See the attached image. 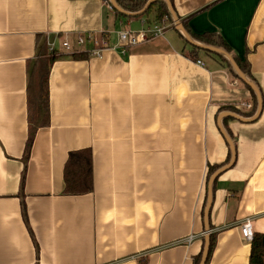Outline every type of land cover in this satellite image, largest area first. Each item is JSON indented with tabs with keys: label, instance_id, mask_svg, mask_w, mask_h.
<instances>
[{
	"label": "crops",
	"instance_id": "1",
	"mask_svg": "<svg viewBox=\"0 0 264 264\" xmlns=\"http://www.w3.org/2000/svg\"><path fill=\"white\" fill-rule=\"evenodd\" d=\"M172 5L193 33L214 32L247 59L261 94L254 120H221L236 156L213 183L208 216L209 264H248L239 224L250 217L264 234V0ZM124 17L103 0H0V264H195L202 251L208 171L230 158L217 117H252L243 104L253 98L216 56L192 59L173 22L121 53L117 32L135 16ZM85 33L109 48L83 58L62 48ZM43 40L59 52L48 74L49 125L25 159L26 87ZM85 148L92 191L64 194L67 156Z\"/></svg>",
	"mask_w": 264,
	"mask_h": 264
},
{
	"label": "trees",
	"instance_id": "2",
	"mask_svg": "<svg viewBox=\"0 0 264 264\" xmlns=\"http://www.w3.org/2000/svg\"><path fill=\"white\" fill-rule=\"evenodd\" d=\"M105 4H110L109 0H103ZM119 7L125 12H137L139 11L147 0H115ZM172 3V0H170ZM156 7L155 19L157 21H162L166 19L169 22H173L172 17L169 13V10L166 6L165 1L157 0L152 3L141 15H149L152 9ZM111 9L115 12L117 16H125L124 13L114 9L111 6ZM140 16V15H139ZM181 21V20H180ZM185 30L190 35V37L201 45H208L218 47L228 54L231 55V51L228 45L221 39V37L214 32H207L202 34L193 33L187 25L186 21H181ZM179 32V31H178ZM180 36L182 34L179 32ZM184 38V37H183ZM40 46V51L38 53L39 57L35 60L34 64L31 66L29 80L27 83V122H28V138L26 143V153L25 159L27 158L34 136L39 128H43L49 125V93H48V74L50 65L52 62L59 56V52L56 49L50 50L46 40L42 41ZM200 47L192 45V50L190 52V57L192 59L197 58V53L202 51ZM205 51L208 55L216 56L220 62L225 65L234 76H237L235 71L232 68V65L226 57L221 54L212 53L210 51ZM87 53L79 52L73 53L72 56L75 58H83ZM232 58L240 68V70L245 74V76L254 82V77L252 76L249 63L247 59H240L232 55ZM245 84V83H244ZM245 86L251 92L253 103L249 109L250 113L244 116H251L255 113L257 108V97L253 89L245 84ZM235 111V110H233ZM230 157V153H229ZM216 166L209 168L208 177L216 170ZM24 181V172L21 177V189ZM64 194L67 195H81L92 191V155L89 148L79 149L69 152L65 165H64ZM23 217L25 216V208L22 207ZM26 220V219H25ZM210 236V245L207 258L204 264H209L212 250L215 245V236L211 233ZM36 252L38 248L35 244ZM201 253L196 257L195 264H198L201 258ZM248 264H264V234L253 232L252 238L250 240V254H249V263Z\"/></svg>",
	"mask_w": 264,
	"mask_h": 264
},
{
	"label": "water",
	"instance_id": "3",
	"mask_svg": "<svg viewBox=\"0 0 264 264\" xmlns=\"http://www.w3.org/2000/svg\"><path fill=\"white\" fill-rule=\"evenodd\" d=\"M156 1L157 0H147L146 3L144 4V6L139 11L131 13V12L123 11L119 7V5L116 3L115 0H109L111 6L114 9L124 13L127 16H139V15H141L152 3L156 2ZM163 1H165L166 6H167V8L169 10V13H170V15L172 17L174 29L179 31L182 34V36L184 37V39L188 43H190L192 45H196V46L200 47L203 50L210 51V52L216 53V54H221L224 57H226L228 59V61L230 62V64L232 65V68L235 71L237 77L241 81H243L245 84L249 85L253 89V91L255 92L256 97H257V109H256L255 114L252 117H250V118H242V117H240V116H238V115H236L235 113H232V112H221L218 115V117H217V126H218V129H219L221 135L223 136V138L225 139V141H226V143H227V145L229 147L230 158H229V161L225 165L221 166L219 169H217L216 171H214L210 175V177L208 179V182H207V197H206V203H205L204 211H203V219H204V224H205L204 245H203V249H202V253H201V258H200V261L198 263V264H204L205 260L207 258V255H208L209 245H210V236H209L210 233H209V228H208V216H209V210H210V206H211V202H212L213 183H214L215 179L223 171H225L226 169L230 168L234 164L235 156H236L235 155V145L233 143V140L231 139L229 134L223 128L221 120L224 117H234V118H237V119L242 120V121H252V120H254L260 114V111H261V108H262V98H261V94H260V91H259L257 85L253 81H251L250 79H248L245 76V74L240 70V68L238 67V65L236 64V62L234 61V59L232 58V56L230 54H228L227 52H225L224 50H222V49H220L218 47L208 46V45H201L199 43H196L190 37V35L187 33V31L185 30L182 22L180 21V19L176 15L171 1L170 0H163Z\"/></svg>",
	"mask_w": 264,
	"mask_h": 264
},
{
	"label": "built area",
	"instance_id": "4",
	"mask_svg": "<svg viewBox=\"0 0 264 264\" xmlns=\"http://www.w3.org/2000/svg\"><path fill=\"white\" fill-rule=\"evenodd\" d=\"M106 6L111 9L109 4ZM167 20L164 18L162 21H157L153 26L147 25L138 30L124 29L117 32L118 34V49L121 53H125L126 49L132 45L150 40L156 36H159L167 28ZM62 48L68 53H78L86 51L95 56H101L104 49L109 48L108 42L104 38H98L94 33L79 34L71 42L67 39L61 41ZM83 48V49H81ZM49 49H54V43L49 44ZM199 65H204L201 60H196ZM246 108H250V104H243ZM241 237L245 241H250L253 235V229L251 226V219L247 217L239 224ZM205 235V233H204ZM196 236H189L179 241L182 243H190Z\"/></svg>",
	"mask_w": 264,
	"mask_h": 264
},
{
	"label": "rangeland",
	"instance_id": "5",
	"mask_svg": "<svg viewBox=\"0 0 264 264\" xmlns=\"http://www.w3.org/2000/svg\"><path fill=\"white\" fill-rule=\"evenodd\" d=\"M154 15H155V8H153L152 9V11L150 12V14L148 15V19L150 20V21H152L151 23H150V25L151 26H153L154 25V22H153V19H154ZM146 16V15H145ZM127 18L126 17H124L123 18V20H126ZM129 19H132V24L130 25V29L129 30H136V29H140L141 28V26H145L146 24H148L147 22L146 23H144V24H142V23H140V21H139V19H140V17L139 16H135V17H131V18H129ZM126 28V26H123V28Z\"/></svg>",
	"mask_w": 264,
	"mask_h": 264
}]
</instances>
